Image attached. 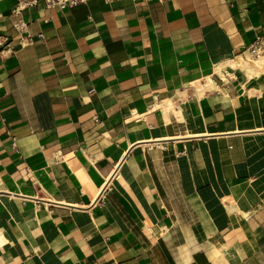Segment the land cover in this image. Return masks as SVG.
<instances>
[{"label": "crops", "instance_id": "obj_1", "mask_svg": "<svg viewBox=\"0 0 264 264\" xmlns=\"http://www.w3.org/2000/svg\"><path fill=\"white\" fill-rule=\"evenodd\" d=\"M263 35L264 0H0V264H264V74L216 72Z\"/></svg>", "mask_w": 264, "mask_h": 264}, {"label": "bare ground", "instance_id": "obj_2", "mask_svg": "<svg viewBox=\"0 0 264 264\" xmlns=\"http://www.w3.org/2000/svg\"><path fill=\"white\" fill-rule=\"evenodd\" d=\"M245 48L246 49H244L242 52L243 56L240 55L236 58H231V59H227V60L225 59V61L220 64V66L216 69V72L220 77H222L223 79H226L225 73L223 72L222 68H224V71H227L226 70L227 66L238 67V68L244 70L248 77L252 76L253 74L254 75L258 74V73L264 74V37L260 38L259 41L255 42V43H253L250 46H247ZM205 82L209 85L214 86L215 88H218L217 84L215 83V81L212 79V77L209 74L205 75ZM163 106L165 108H169L171 105L165 104ZM239 212L245 214V212H243V211H239ZM147 224H148V222H147Z\"/></svg>", "mask_w": 264, "mask_h": 264}, {"label": "built area", "instance_id": "obj_3", "mask_svg": "<svg viewBox=\"0 0 264 264\" xmlns=\"http://www.w3.org/2000/svg\"><path fill=\"white\" fill-rule=\"evenodd\" d=\"M44 1H45V4L49 7L57 6L60 8H64L67 6L74 5V4H76L80 1H83V0H44ZM262 37H264V35ZM262 37L256 38V40L253 43L259 41V39ZM253 43H251V44H253ZM251 44H249L248 46H250Z\"/></svg>", "mask_w": 264, "mask_h": 264}]
</instances>
